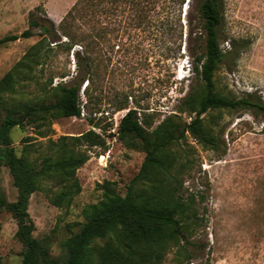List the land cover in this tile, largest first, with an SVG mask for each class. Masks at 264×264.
Here are the masks:
<instances>
[{
	"label": "rangeland",
	"instance_id": "374dc122",
	"mask_svg": "<svg viewBox=\"0 0 264 264\" xmlns=\"http://www.w3.org/2000/svg\"><path fill=\"white\" fill-rule=\"evenodd\" d=\"M76 1L0 0V38L19 36L29 28L30 19L36 18L46 30L53 26L60 40L50 43L45 37L29 75L16 77L14 97L50 103L57 85H80L79 117L52 120L40 129L45 137L29 127H14L10 138L16 153L20 154L26 137L38 149L33 154L38 157L53 154L47 141L61 136H80L92 130L100 138L97 145L90 140L75 144V150L88 159L75 172L79 192L69 206L51 202L60 190L54 180L42 181L29 198L33 236L47 239L55 264H64L63 242L78 231L84 207L101 200L99 185L114 182L116 191L124 195L141 167L143 150L128 148L111 136L120 118L134 109L139 120L150 123L148 131L173 115L189 122L192 116L179 113L178 108L199 86L185 49L186 13L195 2L156 1L143 21L129 4L122 5L108 20L100 18L95 25L110 29L107 36L84 48L82 43L69 46L59 30ZM220 3V48L225 52L233 44L240 49L235 59L226 57L219 65L215 90L228 97L254 93L264 98V0ZM92 24L76 20L73 26H79L78 33L84 36ZM31 32L28 38L0 46V79L41 40L40 30ZM202 118L206 127L217 131L221 149L203 147L188 133L174 147L182 164L180 195L190 210L184 220L185 238L167 250L162 263L264 264V116L249 110H212ZM0 192L8 202L16 199L9 170L1 159ZM16 230L10 213L0 210V264H22Z\"/></svg>",
	"mask_w": 264,
	"mask_h": 264
},
{
	"label": "trees",
	"instance_id": "16d2710c",
	"mask_svg": "<svg viewBox=\"0 0 264 264\" xmlns=\"http://www.w3.org/2000/svg\"><path fill=\"white\" fill-rule=\"evenodd\" d=\"M156 1L159 0H77L62 19L59 30L69 46L82 43L84 48L90 47L95 45L96 39L105 38L111 31L95 26L100 18L108 20L117 8L129 4L139 13V21H143ZM170 1L178 3V0ZM192 1L195 5L186 13L185 49L190 70L199 79V86L182 99L178 108L179 113L192 116L191 120L182 122L177 115L169 116L148 131L150 123L139 120L136 110L126 111L111 136L128 148L139 146L145 153L144 160L124 195L116 191L114 182L104 181L99 185L101 200L84 207V220L78 231L63 242L64 264H163L167 250L185 238L184 220L190 210L189 202L183 201L180 195L178 175L182 164L174 147L188 133L203 147L219 151L217 131L206 127L202 118L212 110H249L264 116V98L254 93L228 97L215 90L216 70L226 57L235 59L240 48L233 44L225 52L220 48V0ZM76 20L93 23L86 35L78 33L79 26H73ZM33 28L40 30L41 40L0 79V159L7 166L17 192L13 202H8L0 192V210L10 213L16 221L15 237L22 246V264H55L47 239L38 240L33 236L35 225L28 213L29 198L42 181L54 180L60 190L51 202L57 207L69 206L79 192L75 172L88 159L85 153L75 150V144L90 140L97 145L100 138L92 130L80 136H61L56 141H47V149H54V153L42 157L33 156L38 149L28 137L23 138L19 155L11 146L10 133L14 127H29L45 137L40 129L49 126L52 120L80 115V85L76 83L57 85V94L50 103L14 97L19 81L16 77L21 73L29 75L45 37L50 43L60 41L53 26L46 30L38 19L31 18L27 30L19 36H3L0 46L32 36ZM85 40L89 41L84 43Z\"/></svg>",
	"mask_w": 264,
	"mask_h": 264
},
{
	"label": "built area",
	"instance_id": "2783aa9c",
	"mask_svg": "<svg viewBox=\"0 0 264 264\" xmlns=\"http://www.w3.org/2000/svg\"><path fill=\"white\" fill-rule=\"evenodd\" d=\"M111 131H113V130H111Z\"/></svg>",
	"mask_w": 264,
	"mask_h": 264
}]
</instances>
